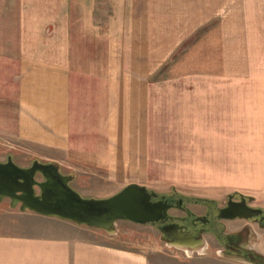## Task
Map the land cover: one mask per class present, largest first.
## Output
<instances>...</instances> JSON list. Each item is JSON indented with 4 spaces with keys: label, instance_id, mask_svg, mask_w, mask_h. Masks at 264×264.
<instances>
[{
    "label": "crops",
    "instance_id": "crops-1",
    "mask_svg": "<svg viewBox=\"0 0 264 264\" xmlns=\"http://www.w3.org/2000/svg\"><path fill=\"white\" fill-rule=\"evenodd\" d=\"M0 141L80 193H264V0H0ZM11 209L0 202V264H164Z\"/></svg>",
    "mask_w": 264,
    "mask_h": 264
},
{
    "label": "water",
    "instance_id": "water-1",
    "mask_svg": "<svg viewBox=\"0 0 264 264\" xmlns=\"http://www.w3.org/2000/svg\"><path fill=\"white\" fill-rule=\"evenodd\" d=\"M71 180L72 176L62 173L55 162L34 160L30 166H21L9 156L6 161H0V202L9 199L12 208L18 207L21 211L29 210L109 233L116 232L119 220L155 224L168 218L169 204L163 200L154 201L153 197L158 192L146 185L134 182L109 197L88 198L71 186ZM260 211L243 203L238 207L229 202L220 209L219 217L249 218ZM182 227L175 223L160 226L159 230L170 239H175L174 232L182 236L181 240H168L175 246L197 248L204 243L202 238L194 240L193 236L180 233L178 230Z\"/></svg>",
    "mask_w": 264,
    "mask_h": 264
},
{
    "label": "rangeland",
    "instance_id": "rangeland-1",
    "mask_svg": "<svg viewBox=\"0 0 264 264\" xmlns=\"http://www.w3.org/2000/svg\"><path fill=\"white\" fill-rule=\"evenodd\" d=\"M168 62V67L170 66ZM8 155L12 156L14 161L23 166H30L35 157L32 156L28 147L22 142H7L0 141V161H6ZM41 159V158H40ZM156 185V188H149L155 190L160 195H173L177 197H183L184 202L188 203L189 207L196 212L201 214L204 212V207L197 204L204 203L205 201L196 202V199L202 198L208 201L213 200L218 206H223L227 200L228 194L236 193L235 191H214L212 194L202 192L191 191L196 195L191 196L188 191H181L174 188L169 181ZM152 185V183H151ZM154 185V184H153ZM118 191L115 187L104 185L93 186L87 190L81 192L84 197L88 198H105L115 194ZM252 195L255 199L254 205L264 206V193L255 194L253 192H246ZM254 194V195H253ZM208 195V196H207ZM208 198H204V197ZM9 209L10 200L5 199L2 201ZM11 210H18V207ZM228 230H232L237 226L241 225L243 220L224 221ZM257 234L259 233L263 238V244L259 245L260 250L264 251V230H259L258 227L253 228ZM252 229V230H253ZM105 236V235H104ZM114 242L123 246H130L138 250H144L149 253L152 257V261L155 256L161 257L162 263L169 264L171 262H178L180 264H252L240 257H229L221 251V247L217 245L214 238L210 235L204 237V243L195 249H188L182 246H175L167 239H165L161 231L152 223L139 224L130 220H119L116 225V232L112 236ZM104 239V238H103ZM252 246L258 249V239L251 241Z\"/></svg>",
    "mask_w": 264,
    "mask_h": 264
},
{
    "label": "flooded vegetation",
    "instance_id": "flooded-vegetation-1",
    "mask_svg": "<svg viewBox=\"0 0 264 264\" xmlns=\"http://www.w3.org/2000/svg\"><path fill=\"white\" fill-rule=\"evenodd\" d=\"M242 194L239 192L228 194L223 206H218L213 200L208 201L207 199L204 203H196V205L204 207V212L197 214L188 206V203L184 202L183 197H177L175 194L166 196L158 193L156 197H153V200L166 201L170 208L168 218L158 221L154 225L159 229L160 226L177 223L183 226L178 231L193 236L194 240L204 239L206 235L212 236L226 256L240 257L253 263L264 264V251L259 248V245L263 244V237L253 229L258 227L259 230H264V206L254 205L255 199L253 196L245 194L246 196L243 197ZM229 202L238 207L243 203V205L258 208L261 211L258 215L249 218L222 219L219 217L220 209L226 207ZM234 220L245 222L232 230H228V226L224 221ZM173 234L175 239L167 238L162 233L163 237L169 241L183 239L182 236L177 235V232ZM256 238L258 239V249L249 244ZM183 242L191 244V242L185 240Z\"/></svg>",
    "mask_w": 264,
    "mask_h": 264
},
{
    "label": "trees",
    "instance_id": "trees-1",
    "mask_svg": "<svg viewBox=\"0 0 264 264\" xmlns=\"http://www.w3.org/2000/svg\"><path fill=\"white\" fill-rule=\"evenodd\" d=\"M206 199H202V198H199V199H196L195 201L196 202H201V201H205Z\"/></svg>",
    "mask_w": 264,
    "mask_h": 264
}]
</instances>
